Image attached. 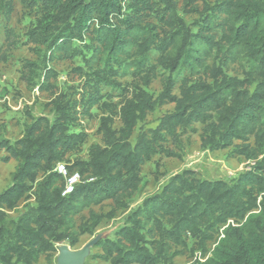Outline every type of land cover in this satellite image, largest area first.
<instances>
[{"label":"trees","instance_id":"trees-1","mask_svg":"<svg viewBox=\"0 0 264 264\" xmlns=\"http://www.w3.org/2000/svg\"><path fill=\"white\" fill-rule=\"evenodd\" d=\"M22 1H33L44 19L33 34L49 51L69 57L74 40L91 37L89 67L99 84L115 88L121 72L148 86L168 74L157 98L138 87L121 111V129H112L111 117L102 118L105 147L92 145L88 161L66 163L86 135L69 133L61 122L33 124L15 144L1 142L4 159L18 164L14 188L0 195V264H38L42 256L52 262L59 243L76 245L80 234L93 236L103 216L91 212V222L74 233L75 217L107 200L115 210L126 208L125 199L140 188L143 166L154 155H171L165 143L178 141L180 126L196 122L205 126L204 149L240 140L235 151L254 164L231 182L203 180L194 170L175 175L129 214L115 238L101 239L93 248H101L98 257L111 264H172L192 239L193 251L204 259L193 264H264V156L259 159L264 154V0H217L208 18L195 25L177 14L172 0ZM228 63L242 67V78L224 72ZM175 86L180 97L172 94ZM169 101L174 113L132 143L138 122ZM251 137L258 150L245 143ZM62 162L69 175L77 167L81 178L70 195H63L68 176L56 170ZM29 199L35 206L8 219L6 210Z\"/></svg>","mask_w":264,"mask_h":264},{"label":"rangeland","instance_id":"rangeland-1","mask_svg":"<svg viewBox=\"0 0 264 264\" xmlns=\"http://www.w3.org/2000/svg\"><path fill=\"white\" fill-rule=\"evenodd\" d=\"M216 2L217 0H172L177 14L189 25L207 19ZM33 5V1L22 0H4L0 5V195L14 188L13 173L18 164L13 158L4 159L7 153L1 142L15 144L33 124L52 125L61 122L69 133L86 135L85 143L78 151L67 155L66 163L73 166L77 161H88L92 145L105 147L99 131L102 118L111 117L112 129H121V111L126 102L139 93L138 87L157 98L165 91L164 79L168 74L163 72L148 86H142L141 81H135L130 74L121 72L115 76V88L99 84L93 78V68L89 67L94 64L88 49L92 44L91 37L84 35L83 40H74L71 44L74 53L69 57L61 52L49 51L46 44L33 34L41 19L44 20ZM208 62L212 63V59ZM216 64L221 65L218 61ZM222 69L230 76H243L242 67L237 63H228ZM196 79L197 77L194 80ZM99 92L102 100L98 105H93L94 97ZM172 94L180 97L178 86L172 89ZM174 111L175 103L169 101L154 112H148L146 118L138 122L131 142L135 143L141 132L156 129L161 119ZM204 127L199 122L191 126H180L177 130L178 141L169 139L165 143L171 155H154L143 166L140 188L125 199L128 205L126 208L115 210L111 200L86 208L75 217L73 232L80 230L81 225L91 222L90 214L94 212L103 216L96 233L93 236L88 233L80 234L76 245H72L69 240L59 245L67 244L72 250H78L99 234H102L101 239L115 238L116 231L125 224L132 211L146 199L160 193L172 177L183 174L186 170H194L203 180L231 182L254 164L235 151V146L242 143L240 140H235L232 146L226 148L204 149ZM245 143L255 150L260 148L253 137ZM263 156L264 154L260 155L259 159ZM66 163L58 164L66 166ZM76 173L77 167L67 176ZM29 206H35L33 199L21 202L17 209L6 210L8 219L17 220L29 210ZM112 210H115L114 215L108 216ZM209 246L213 247L212 242ZM193 247L194 241L191 239L187 247L179 248L181 251L172 264H193L200 256L199 252L193 251ZM100 254L101 248L92 247L85 264H111L98 257ZM58 255L59 252L52 258V262L42 256L38 264H57Z\"/></svg>","mask_w":264,"mask_h":264},{"label":"water","instance_id":"water-1","mask_svg":"<svg viewBox=\"0 0 264 264\" xmlns=\"http://www.w3.org/2000/svg\"><path fill=\"white\" fill-rule=\"evenodd\" d=\"M102 238V234L87 242L81 249L72 250L69 245H59V255L57 257V264H85L86 258L91 253V249Z\"/></svg>","mask_w":264,"mask_h":264},{"label":"built area","instance_id":"built-area-1","mask_svg":"<svg viewBox=\"0 0 264 264\" xmlns=\"http://www.w3.org/2000/svg\"><path fill=\"white\" fill-rule=\"evenodd\" d=\"M56 170H58L60 173H62L63 175L67 176V168L65 165L63 164H58V166L56 167ZM80 181V175L78 173L71 175L68 177L67 182H66V186L63 192V195H70L74 192L75 186L76 184H78V182ZM229 222H232V220H230ZM200 258V260H204L202 259L200 256H198Z\"/></svg>","mask_w":264,"mask_h":264}]
</instances>
